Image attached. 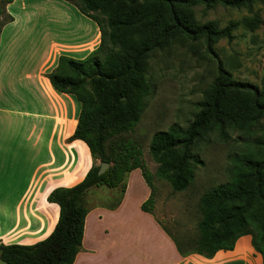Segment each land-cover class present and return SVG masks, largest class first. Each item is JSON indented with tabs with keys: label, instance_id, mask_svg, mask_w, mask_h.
<instances>
[{
	"label": "trees",
	"instance_id": "trees-1",
	"mask_svg": "<svg viewBox=\"0 0 264 264\" xmlns=\"http://www.w3.org/2000/svg\"><path fill=\"white\" fill-rule=\"evenodd\" d=\"M3 5L15 0H0ZM92 20L100 32L97 49L83 60L60 56L55 69L46 75L52 89L71 95L80 104L76 128L68 141H81L89 151L92 166L84 179L71 188H56L47 202L59 209L52 233L34 245H3V264H73L82 246L88 213L85 196L92 188L120 189L117 204L126 191L125 178L134 170L150 190L141 205L152 215L154 208L152 176L146 170L140 148L122 136L134 130L140 121L144 98L149 94L145 78V60L154 50L166 47L175 37L191 42L203 39L208 53L215 55L214 44L231 37V27L217 30L212 24L201 25L193 19L191 8L216 6L239 8L251 0H119L134 7L146 32L133 38L121 32L117 20L107 16L104 24L95 15L100 0H62ZM102 15L113 12L105 6ZM108 12V13H109ZM0 34L13 17L0 10ZM202 110L194 115L186 129L176 126L155 133L150 140L149 155L158 165L155 177L166 182L175 193L184 192L202 163L190 152L211 132L225 138L227 131H245L264 118V90L237 83L218 62L216 77ZM176 151H180L174 155ZM98 162L99 165L95 163ZM109 165L99 176L100 164ZM230 178L225 184L208 190L200 199L201 219L198 239L193 249L184 251L174 241L181 256L197 254L211 259L218 252H231L237 240L251 238V246L264 264V143L257 153L236 156L231 160Z\"/></svg>",
	"mask_w": 264,
	"mask_h": 264
},
{
	"label": "crops",
	"instance_id": "crops-1",
	"mask_svg": "<svg viewBox=\"0 0 264 264\" xmlns=\"http://www.w3.org/2000/svg\"><path fill=\"white\" fill-rule=\"evenodd\" d=\"M6 12L13 22L0 34V243L30 246L45 240L57 223L59 209L46 200L50 192L77 185L92 166L87 146L68 141L80 104L54 91L46 75L60 56L85 59L98 48L100 32L62 0H15ZM48 14L66 36L60 41L46 43ZM135 174L143 193L131 205ZM101 188H92L96 196L116 194V189ZM149 193L134 170L118 205L89 207L73 264H262L249 236L211 259L181 256L157 219L141 211Z\"/></svg>",
	"mask_w": 264,
	"mask_h": 264
},
{
	"label": "rangeland",
	"instance_id": "rangeland-1",
	"mask_svg": "<svg viewBox=\"0 0 264 264\" xmlns=\"http://www.w3.org/2000/svg\"><path fill=\"white\" fill-rule=\"evenodd\" d=\"M2 3L0 10L6 11ZM105 6H112L113 12L102 15L100 10ZM99 7L95 16L102 23L105 24L107 16H110L118 24H123L120 26L122 33L129 32L136 39L146 35L140 16L134 13V7L127 2L100 0ZM190 10L196 23L212 24L217 30L231 27V37L220 38L215 42V55L208 53L203 39L191 42L184 37H175L168 46L152 51L145 60L149 94L143 100L140 121L132 132L122 136L123 140H130L140 148L141 160L152 176V216L184 251L193 249L199 237L197 224L201 219L199 203L202 196L208 190L229 181L233 158L257 153L264 143V118L245 131H227L225 138L213 131L190 150L202 165L196 167L194 178L184 192H173L166 182L155 177L158 165L149 155L151 137L157 132L168 131L172 126L187 128L194 115L203 109L216 77L218 62L233 81L251 85L259 91L264 90V0H251L239 8L216 6L205 9L198 5ZM46 18V43L65 38L57 31L59 24L49 21V14ZM178 153L180 151L174 155ZM95 164L99 165L98 162ZM136 177V174L131 177V205L143 193ZM101 189L107 191L106 188ZM94 190L87 193L85 206L88 208L95 204L113 206L120 194V189H116L113 197L106 198L96 196Z\"/></svg>",
	"mask_w": 264,
	"mask_h": 264
},
{
	"label": "water",
	"instance_id": "water-1",
	"mask_svg": "<svg viewBox=\"0 0 264 264\" xmlns=\"http://www.w3.org/2000/svg\"><path fill=\"white\" fill-rule=\"evenodd\" d=\"M108 167H109V165L106 164V163L100 164V168H99V171H98V175L99 176L103 175L106 172V170L108 169Z\"/></svg>",
	"mask_w": 264,
	"mask_h": 264
}]
</instances>
